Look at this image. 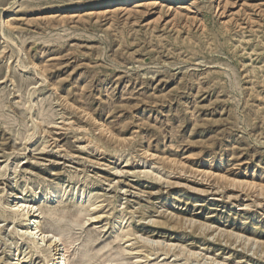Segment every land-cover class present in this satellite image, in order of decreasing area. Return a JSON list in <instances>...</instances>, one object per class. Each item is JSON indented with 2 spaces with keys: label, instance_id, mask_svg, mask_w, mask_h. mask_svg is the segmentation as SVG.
<instances>
[{
  "label": "rangeland",
  "instance_id": "374dc122",
  "mask_svg": "<svg viewBox=\"0 0 264 264\" xmlns=\"http://www.w3.org/2000/svg\"><path fill=\"white\" fill-rule=\"evenodd\" d=\"M118 1L0 0V203L70 264H264V0Z\"/></svg>",
  "mask_w": 264,
  "mask_h": 264
},
{
  "label": "bare ground",
  "instance_id": "6f19581e",
  "mask_svg": "<svg viewBox=\"0 0 264 264\" xmlns=\"http://www.w3.org/2000/svg\"><path fill=\"white\" fill-rule=\"evenodd\" d=\"M108 5H111L113 0H106ZM131 1H134V0H119V4L120 5H123V4H129ZM158 1V0H157ZM11 9V7H10ZM8 10V9H7ZM5 10V11H7ZM12 10V9H11ZM4 26V25H3ZM4 35V34H3ZM6 39H9L6 37ZM9 41V40H8ZM12 42V41H11ZM10 43V41H9ZM7 44V43H6ZM2 57V55H1ZM22 62V61H21ZM23 63V62H22ZM18 66L22 67L24 70L27 68V66L25 65H20V63L18 64ZM34 65V64H33ZM37 65V64H36ZM34 71L35 69H39V67H35V66H31ZM21 68V69H22ZM42 69V68H41ZM40 69V70H41ZM42 71V70H41ZM39 72V71H38ZM43 72V71H42ZM44 73V72H43ZM43 73H39L38 75L40 76V78H46L44 77V74ZM37 75V76H38ZM31 96V95H30ZM33 109V105L31 102L28 103V110L31 111ZM37 121L33 120L32 121V126L34 127V130L35 128L37 127ZM68 127V126H67ZM74 128V127H73ZM34 130H33V133L32 135H34ZM78 130V129H77ZM80 130V129H79ZM33 137V136H32ZM32 139V138H30ZM28 139V141L30 140ZM88 140V139H87ZM81 142V141H80ZM85 142V141H84ZM54 143V142H53ZM87 143V146H90L92 145V142H85V144ZM56 145V144H55ZM88 148V147H87ZM94 148V151L97 152V155H102V151L104 150L102 147H99L97 144H95L93 146ZM59 149V148H58ZM91 149V148H90ZM65 156L69 157L68 153L65 154ZM10 158V157H9ZM69 160V159H67ZM182 172V171H181ZM215 172L213 171H207L205 170L204 172V175H210V177H220L218 176L216 173V175L214 174ZM3 176H5V173L3 174ZM221 178V177H220ZM247 179V178H246ZM252 182V181H251ZM249 183L247 181H242V180H238V182H235L237 184H239V187L241 185H247V186H254V183ZM233 183V184H235ZM256 185V184H255ZM256 187V186H255ZM254 187V188H255ZM243 188V187H242ZM245 188V187H244ZM253 188V189H254ZM258 188V187H257ZM49 189V188H48ZM264 189V188H263ZM242 190V189H241ZM32 191V190H31ZM223 191V190H222ZM257 191V190H256ZM259 191V190H258ZM216 192V190H215ZM262 192V191H261ZM41 194V192H39ZM38 193V194H39ZM36 193L33 194V197L36 198L37 195ZM65 192L62 193L61 198L65 197ZM68 194V193H67ZM74 198L78 199V200H81L84 198V192H80L79 194L78 193H73L71 194ZM45 196V199H52L53 197H56L55 194L48 190L47 193L44 195ZM59 196V197H60ZM223 196V195H222ZM229 198L232 197V196H228ZM12 193L9 194V197H7V200L9 201L10 199H12ZM60 198V199H61ZM70 198V197H69ZM234 198V197H232ZM228 199V198H227ZM246 199V198H245ZM21 199H19L18 197H15L13 200H12V203L10 202H6L4 204L0 203V206H3L4 209L7 208L10 210V213L12 215V219L15 220L16 218L20 217V218H23L21 221L22 223L24 224V226H22L24 229H25V232L23 233L22 237L25 238V240L27 241V244H29L30 248L32 249L31 252L33 253L32 255H35V254H38L39 256L42 257V264H70L69 262V258H68V252L71 248V243H68V245L62 249L61 248V245H60V233L56 232L55 228H50L48 231H42L39 226L37 225V222L35 220V218H37L36 216L37 215H34L35 213H38V209L37 211L33 210L34 208H30V210L26 207V204L25 203H22L20 202ZM17 201V202H16ZM259 204V203H258ZM258 206V205H257ZM61 211V210H60ZM45 212V211H44ZM47 213H49L50 215H60V216H63L64 213L60 212V213H52L50 211H46ZM80 212V210H79ZM71 213V212H69ZM81 214V213H79ZM74 216V215H73ZM79 222V221H78ZM198 222V221H197ZM57 224V223H56ZM202 229V228H201ZM221 229V228H219ZM218 229V230H219ZM224 231V229H223ZM226 231V230H225ZM218 232V231H217ZM233 233V232H232ZM233 236V235H232ZM242 236V235H241ZM244 236V235H243ZM139 238H141L142 236L141 235H138ZM234 237V236H233ZM246 237V236H245ZM143 238V237H142ZM239 238V237H238ZM243 238V237H242ZM245 239V238H244ZM251 239V238H250ZM143 240H145L146 242L149 240L148 238H143ZM254 240V239H253ZM141 241V240H140ZM243 241V240H242ZM259 241V240H258ZM257 241V242H258ZM144 242V241H143ZM252 242V241H251ZM256 242V241H255ZM260 242V241H259ZM157 244H159L157 241H156ZM144 244H147L144 242ZM163 244V243H162ZM258 244V243H257ZM161 245V244H160ZM13 247V246H12ZM175 248V247H174ZM13 250L16 249L15 247L12 248ZM153 249V248H152ZM173 249V248H171ZM17 250V249H16ZM15 250V251H16ZM88 251V249H86ZM84 251V250H83ZM162 251V250H160ZM86 253V252H85ZM14 254V253H13ZM88 254V253H87ZM91 254V253H89ZM83 255V254H82ZM81 255V256H82ZM40 257V258H41ZM89 257V256H88ZM93 258V257H89L88 259H83L82 261L80 260V264H88V262L90 261V259ZM5 259V258H4ZM9 259V258H8ZM7 260V263H9L10 261ZM92 260V259H91ZM9 261V262H8ZM19 261V264H28L30 261H27L25 260V258H23L22 260H17ZM114 261H118V260H114ZM6 262V261H5ZM33 262V261H32ZM41 262V261H40ZM37 263V264H41V263ZM205 262V261H204ZM2 263V262H1ZM6 263V264H7ZM213 263V262H212ZM112 264V263H111ZM198 264V263H197ZM216 264H219L218 261H216ZM221 264V262H220Z\"/></svg>",
  "mask_w": 264,
  "mask_h": 264
}]
</instances>
